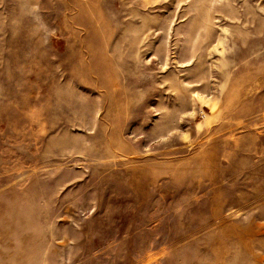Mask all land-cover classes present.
Segmentation results:
<instances>
[{
	"label": "rangeland",
	"instance_id": "obj_1",
	"mask_svg": "<svg viewBox=\"0 0 264 264\" xmlns=\"http://www.w3.org/2000/svg\"><path fill=\"white\" fill-rule=\"evenodd\" d=\"M0 264H264V0H0Z\"/></svg>",
	"mask_w": 264,
	"mask_h": 264
}]
</instances>
